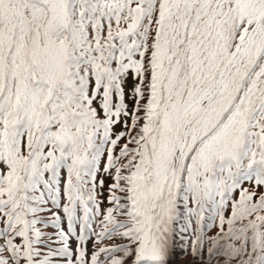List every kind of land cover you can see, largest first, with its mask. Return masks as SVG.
<instances>
[{
    "label": "snow or ice",
    "instance_id": "obj_1",
    "mask_svg": "<svg viewBox=\"0 0 264 264\" xmlns=\"http://www.w3.org/2000/svg\"><path fill=\"white\" fill-rule=\"evenodd\" d=\"M0 264H264V0H0Z\"/></svg>",
    "mask_w": 264,
    "mask_h": 264
}]
</instances>
